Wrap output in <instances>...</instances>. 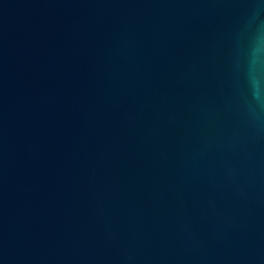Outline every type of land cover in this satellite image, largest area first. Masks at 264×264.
Wrapping results in <instances>:
<instances>
[{"label": "water", "instance_id": "obj_1", "mask_svg": "<svg viewBox=\"0 0 264 264\" xmlns=\"http://www.w3.org/2000/svg\"><path fill=\"white\" fill-rule=\"evenodd\" d=\"M264 0H0V264H264Z\"/></svg>", "mask_w": 264, "mask_h": 264}, {"label": "clouds", "instance_id": "obj_2", "mask_svg": "<svg viewBox=\"0 0 264 264\" xmlns=\"http://www.w3.org/2000/svg\"><path fill=\"white\" fill-rule=\"evenodd\" d=\"M261 51L264 52V49ZM251 97L257 107L264 108V79L262 77L252 81Z\"/></svg>", "mask_w": 264, "mask_h": 264}]
</instances>
